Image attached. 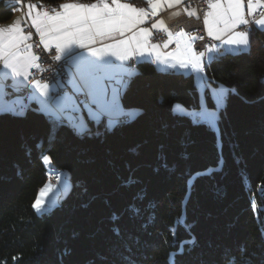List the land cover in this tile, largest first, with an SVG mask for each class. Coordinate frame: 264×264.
I'll use <instances>...</instances> for the list:
<instances>
[{"label":"trees","instance_id":"obj_1","mask_svg":"<svg viewBox=\"0 0 264 264\" xmlns=\"http://www.w3.org/2000/svg\"><path fill=\"white\" fill-rule=\"evenodd\" d=\"M11 16L0 3V22ZM204 77L230 89L215 126L192 116L194 77L152 62L121 96L135 120L113 129L78 134L37 109L1 113L0 264H264V32L248 52L212 59ZM56 171L73 188L37 214Z\"/></svg>","mask_w":264,"mask_h":264},{"label":"crops","instance_id":"obj_2","mask_svg":"<svg viewBox=\"0 0 264 264\" xmlns=\"http://www.w3.org/2000/svg\"><path fill=\"white\" fill-rule=\"evenodd\" d=\"M139 1L120 0L121 3L136 8H145L148 13L143 23L138 24L132 31L126 32L124 36L116 33L114 37H96L95 43L85 41L84 47L77 44L72 47L70 52L57 51L55 44L49 43L47 49H54L60 57L69 60V80L67 83L49 85L46 89L41 90V88L36 87L37 82L31 85L28 84L30 71L36 66L35 61H33L34 66L27 69V79L23 76H15L9 70L4 69L3 62L0 61L2 66L0 69V114L8 112L16 115H24L29 109H37L44 114L55 129L64 124L79 134L81 133L78 131L84 133L89 130L91 124L97 125L103 122L108 128H111L122 122L130 121L136 114L135 111L124 108L121 102V96L126 90L130 79L137 73V65L139 63L152 62L163 72L174 71L185 75H192L196 84H198L205 80V68L212 59H217L220 55L236 54L240 51H246L251 47L253 33L264 32V27L255 24L252 31L248 33L249 44L247 47H236L224 43V40L232 33L225 34L220 40H217L218 45L214 50L203 53V56L200 57L201 70L196 71L190 64L187 67L181 66V62L190 59L193 53L198 55L192 48L187 36H178L173 33L171 36L168 35L171 32L169 30V24L179 23L189 17L185 11L186 8L183 6L185 0H182V3L174 4L171 8L168 7L166 0H159L162 9H158L156 15H152L148 0ZM95 2H98V0L89 1L88 4L74 2L73 0H64L57 8L50 9L45 5H39L36 6V10L48 11L50 15H53V10L57 12L62 11L60 6L63 4L77 3L89 5ZM107 2L111 4V0H107ZM153 2L155 3L157 0H153ZM0 3L10 8L12 12L9 20L0 22V28L7 29L15 21L19 20L20 26L25 33L24 21L27 19L31 23L30 19L27 18L29 9L26 8V12H22L18 0H0ZM244 3L245 18L249 20L251 16L247 14V0H244ZM188 11L195 10L190 9ZM176 12H179L180 15H174ZM34 14L35 12H33ZM150 16H155L156 20L149 23ZM161 21L163 22L162 24L159 23ZM153 24H156L157 27L152 28ZM242 26L245 25L239 26L234 31L237 32ZM140 29H148L151 35L147 37L142 36ZM155 32H163L167 36V41L164 44L152 42L151 38ZM133 34L137 36L139 43L143 45L142 48H138L136 43L131 42L130 38ZM124 39L130 40V44L121 45L120 50H126L127 55L125 59L118 60L115 56L109 54L108 46L113 45L118 40ZM145 40L147 41L146 44ZM25 43L31 45L30 39ZM153 45H156V47L153 48ZM171 45H175L176 48L168 51L167 49ZM189 48H191V51H189ZM101 49H104L101 53L103 59L100 56L91 54L93 50L99 51ZM21 50L23 55H34L32 48L29 51H25L24 45H21ZM8 81H11V86L7 84ZM21 86H29L31 94L24 98L8 100L6 95L10 89ZM79 95H85L86 99H79Z\"/></svg>","mask_w":264,"mask_h":264},{"label":"snow or ice","instance_id":"obj_3","mask_svg":"<svg viewBox=\"0 0 264 264\" xmlns=\"http://www.w3.org/2000/svg\"><path fill=\"white\" fill-rule=\"evenodd\" d=\"M166 2L171 8L174 4L182 3V0H166ZM206 3L209 10L204 14L203 23L207 29V35L220 40L225 34L232 33L224 40V43L236 47H247L249 34L244 31H234L241 25L249 24V20L245 18L244 0H206ZM148 4L152 10V15H156L158 9H162L159 0L155 3L153 0H148ZM60 7L62 11L53 10L54 14L50 15L48 11L36 10L34 4L27 5L29 9L27 18L30 19L31 26L39 34L41 43L44 44L45 48L48 47L49 43H54L57 51L60 52H70L72 47L77 44L84 47L85 41L95 43L96 37H114L116 33L124 36L126 32L132 31L138 24L143 23L148 16L145 8H136L121 3L120 0H111V4L107 0H98V2L89 5L67 3ZM258 8H264V0H247L248 16H255ZM185 11L189 17L196 16L195 11H188L187 9ZM33 12H35L34 15ZM174 15L179 16L180 13L176 12ZM197 19H199L198 16ZM253 22L257 26L264 27V16L255 19ZM159 23L162 24L163 22ZM156 27V24L152 25V28ZM140 33L144 37L151 35L148 29H140ZM168 35L171 36L172 33L169 32ZM176 35L183 36L185 33L181 29ZM29 39H31V33H24L19 20L7 29L0 28V61L3 62L4 69L9 70L15 76H23L25 79H27V69L34 66L33 61L39 59L34 55L22 54L21 45H24L25 51L31 49V45L25 43ZM130 40L132 43H136L138 48L143 47L135 34ZM130 40H118L113 45L108 46L109 54L118 60L125 59L126 50L121 51L120 46L129 45ZM152 47L155 48L156 45ZM211 50L209 48V51ZM103 51L104 49L93 50L91 54L103 59L101 55ZM202 56L203 53L198 55L193 53L190 59L181 62V66L187 67L190 64L194 70L200 71V57ZM36 87L43 90L47 88V85L41 86L37 82ZM43 194L42 192V196ZM41 206L40 201L35 205L37 210H40Z\"/></svg>","mask_w":264,"mask_h":264},{"label":"built area","instance_id":"obj_4","mask_svg":"<svg viewBox=\"0 0 264 264\" xmlns=\"http://www.w3.org/2000/svg\"><path fill=\"white\" fill-rule=\"evenodd\" d=\"M19 7L22 12H26V8L28 4H34L36 6L45 5L44 3H40L36 0H18ZM74 2L88 4L87 2H79L77 0H73ZM183 6L190 10L194 9L196 12V16L187 17L179 23L169 24V30L173 34H177L183 29L185 35L190 40L192 48L196 53H204L209 51V48L214 50L218 41L209 37L207 35L206 27L203 23L204 14L209 9L207 8L206 0H185ZM197 16L199 19H197ZM261 16H264V8H260L255 16H251L249 19V24L240 27L237 32H247L250 33L255 25L253 22L255 19H260ZM156 20L155 16H150L148 22L151 23ZM24 29L25 33H31V48L34 56L39 57L36 60V66L30 71V75L28 78V84L31 85L35 82H38L41 85H54L59 83H67L69 80L68 75V66L69 60L67 58L60 57L56 50L47 49L41 43V38L36 32V30L31 26V23L26 19L24 21ZM195 37V39H193ZM203 37V39H200ZM152 42H156L159 44H164L167 41V36L163 32H155L151 38ZM176 48L175 45H171L167 50L171 51ZM59 57V59H57ZM0 64V69H1ZM7 84H12L11 81H8ZM25 94H31V89L29 86H21L12 88V93L7 94L8 100H14L17 98H24ZM79 99H86L85 95H79Z\"/></svg>","mask_w":264,"mask_h":264},{"label":"rangeland","instance_id":"obj_5","mask_svg":"<svg viewBox=\"0 0 264 264\" xmlns=\"http://www.w3.org/2000/svg\"><path fill=\"white\" fill-rule=\"evenodd\" d=\"M250 47L246 51H240L236 54L248 52ZM200 93V108L192 113V116L201 123H206L211 126L217 125L220 120V113L227 106L228 98L230 95V89L223 84L213 86L203 80L196 84ZM207 95L210 96L214 103V107L209 105ZM137 115L133 116L130 121L135 120ZM115 126H112L113 129ZM82 134V131H78ZM79 134V133H78ZM46 167L50 166V158L48 156L43 159ZM54 176V177H52ZM73 188L72 181L67 171H56L50 173L49 184L43 187L33 204V208L37 214L48 213L56 206H59L70 194ZM46 190V191H45ZM42 192L44 193L42 196ZM41 202L40 210H37L35 205L37 202Z\"/></svg>","mask_w":264,"mask_h":264},{"label":"bare ground","instance_id":"obj_6","mask_svg":"<svg viewBox=\"0 0 264 264\" xmlns=\"http://www.w3.org/2000/svg\"><path fill=\"white\" fill-rule=\"evenodd\" d=\"M36 1H38V2H40V3H42V1L41 0H36ZM77 1H82V2H85L84 0H77ZM9 86H11V84H9ZM12 93V88L10 89V91L8 92V94H11ZM29 94H25L24 95V97H27ZM52 177H54V176H52Z\"/></svg>","mask_w":264,"mask_h":264},{"label":"water","instance_id":"obj_7","mask_svg":"<svg viewBox=\"0 0 264 264\" xmlns=\"http://www.w3.org/2000/svg\"><path fill=\"white\" fill-rule=\"evenodd\" d=\"M6 97H7V95H6Z\"/></svg>","mask_w":264,"mask_h":264}]
</instances>
